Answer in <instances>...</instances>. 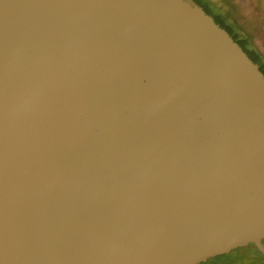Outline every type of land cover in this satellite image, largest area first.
<instances>
[{
    "label": "water",
    "instance_id": "obj_1",
    "mask_svg": "<svg viewBox=\"0 0 264 264\" xmlns=\"http://www.w3.org/2000/svg\"><path fill=\"white\" fill-rule=\"evenodd\" d=\"M264 72L195 0H0V264L264 255Z\"/></svg>",
    "mask_w": 264,
    "mask_h": 264
},
{
    "label": "rangeland",
    "instance_id": "obj_2",
    "mask_svg": "<svg viewBox=\"0 0 264 264\" xmlns=\"http://www.w3.org/2000/svg\"><path fill=\"white\" fill-rule=\"evenodd\" d=\"M221 14L239 37H248L249 46L256 47L264 56V0H201ZM261 5V6H259ZM255 264H264V256L257 250Z\"/></svg>",
    "mask_w": 264,
    "mask_h": 264
},
{
    "label": "trees",
    "instance_id": "obj_3",
    "mask_svg": "<svg viewBox=\"0 0 264 264\" xmlns=\"http://www.w3.org/2000/svg\"><path fill=\"white\" fill-rule=\"evenodd\" d=\"M196 1L201 3V0H196ZM251 58L256 62L260 60L259 56L256 57L251 56ZM260 68L264 72V65H262ZM263 243H264V239H263ZM239 249L242 251H240ZM239 249L215 256L213 258L208 259L206 262H202L200 264H255L257 263L258 259L254 255V250H257L262 254V252L257 248V246L254 243H250L248 246H242ZM242 252H246V254H242Z\"/></svg>",
    "mask_w": 264,
    "mask_h": 264
},
{
    "label": "flooded vegetation",
    "instance_id": "obj_4",
    "mask_svg": "<svg viewBox=\"0 0 264 264\" xmlns=\"http://www.w3.org/2000/svg\"><path fill=\"white\" fill-rule=\"evenodd\" d=\"M196 1V0H195ZM237 2L236 3H238V0H236ZM199 3V2H198ZM202 3V4H201ZM201 5L204 7V9L207 11V12H209L213 17H214V19L220 24V25H222L223 27H225L231 34H232V36L240 43V45L242 46V47H244V49H246V51H248L247 53H250L249 55H251V56H259L260 57V60L257 62L258 64H259V66L261 67L262 65H264V56H263V54L256 48V47H254V46H249V38L248 37H239L238 35H237V32L236 31H234L233 30V28H232V26L230 25V24H228L227 22H226V20L224 19V17L221 15V14H219V13H217V12H213V11H211L209 8H208V6H206V3H204L203 1H201ZM259 6H261V5H259ZM250 56V57H251ZM261 69V68H260ZM250 244V243H249ZM249 244H247V245H245V246H248ZM242 246H240V247H237V248H235V249H233V250H236V249H239V248H241ZM233 250H231V251H233ZM240 250V249H239ZM230 251V252H231ZM240 251H242V250H240ZM242 254H246V252H242ZM249 254V253H248Z\"/></svg>",
    "mask_w": 264,
    "mask_h": 264
}]
</instances>
